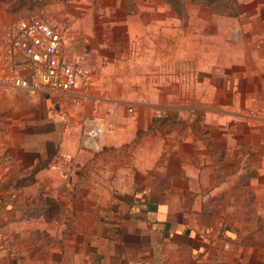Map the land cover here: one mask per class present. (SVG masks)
I'll use <instances>...</instances> for the list:
<instances>
[{"label":"crops","instance_id":"obj_1","mask_svg":"<svg viewBox=\"0 0 264 264\" xmlns=\"http://www.w3.org/2000/svg\"><path fill=\"white\" fill-rule=\"evenodd\" d=\"M163 3L160 0L159 7L146 9L149 17L144 21L145 48L149 50L145 62L144 120L135 113L136 119L125 126L127 113L117 108L112 118L117 130L101 140V146L110 150L134 142L129 153L132 164H118L119 152L100 154L92 165L86 159L89 179L80 185L81 196L76 203L68 190L70 186L57 185L58 176L53 175V183L48 187L53 193L50 203L56 207L62 201L57 208L65 210L64 215L52 211L30 222L23 220L24 230L18 233V239L25 242L31 231H37L41 234L40 244L34 242L27 247L24 243L11 252L2 250L7 260L0 264H264L263 251L252 254L243 244H232L233 240L243 239L242 233L240 237L237 228L231 227L238 224L237 218L232 213L217 215V203L213 201L210 218V213L202 211L206 204L199 199L200 194L212 192L213 199L229 189L212 180V146L219 148L213 137L217 130L224 132L221 148L226 165L239 164L240 176H247L249 170L254 172L252 191L264 190V52H249L240 60V72L232 74L231 79L225 77L219 88L230 93L235 103L238 100L237 106L254 110V119L232 115L234 104L218 103L216 98L221 93L209 75V98L214 100L208 108V119L198 129L192 124L183 129L177 127L182 124L179 122L172 127L168 120L153 121V111L164 112L166 117L176 113L181 116L180 107L167 98L173 102L172 98L178 95L174 86L184 87V59L164 55L166 30L176 22V15L170 8L160 7ZM259 13L264 16V10ZM180 37L184 41L183 31ZM254 44L264 48L262 42ZM211 63L209 57L208 64ZM138 134L142 136L139 139ZM249 185L246 181L242 189L248 191ZM13 193L11 187L0 191L3 215L9 216L15 209L20 216L21 205L26 206V202L11 199ZM73 206L77 210L75 220ZM68 209L69 226L64 218ZM233 257L237 259L233 261Z\"/></svg>","mask_w":264,"mask_h":264},{"label":"rangeland","instance_id":"obj_2","mask_svg":"<svg viewBox=\"0 0 264 264\" xmlns=\"http://www.w3.org/2000/svg\"><path fill=\"white\" fill-rule=\"evenodd\" d=\"M158 1L0 0V16L7 21L36 16L59 32L64 55L81 57L92 72L94 90L107 96L108 102L102 104L98 112L112 106V113L106 115V126L108 134H114L117 129L112 118L116 116L117 108L127 113L125 126L136 119L133 118L135 113L143 120L146 115L145 62L149 50L145 48L144 21L149 17L146 9L159 7ZM237 1L240 14L235 17L217 15L209 7L197 4H187L178 14L173 12L177 24L174 22L167 27L168 36L163 51L167 58L184 59V87L174 86L173 91L178 95L172 98L173 102L167 98L180 107L181 116L176 113L166 117L164 112L153 111V121L168 120L172 127L179 122L182 124L177 127L183 126V129L192 124L198 129L200 123L208 119V108L214 100V97L209 98V75L213 85L219 89L225 77L226 80L228 77L231 79L232 74L240 72V60L249 52H264V48L254 44H264V16L259 13L264 10V1ZM160 7L169 8L164 3ZM181 31L184 32V41H181ZM209 32L212 36L210 41ZM135 39L138 40L137 47ZM209 57H212L210 65ZM219 94L216 98L218 103L236 105L232 115H239L240 109L244 108L237 106L240 102L237 100L235 103L225 89H219ZM130 107L133 110L131 113L127 111ZM62 112H67V119H61ZM91 112L89 107L76 108L69 99L51 93L27 96L0 91V176L4 174L0 177V191L11 187L14 190L11 199L26 202L27 206L21 205L20 216L15 209L9 216L3 215L0 209V263L7 260V254H1L2 250L11 252L24 243L27 247H32L34 242L40 244L41 234L37 231H31L25 242L18 239V233L24 230L23 220L30 222L52 211L64 215L65 210L57 208L62 201L57 202L56 207L55 203H50L53 193L48 187L53 183V175L58 176L57 185L70 186L68 190L73 203H76L81 196L80 185L89 179L86 159L89 158L92 165L100 154L119 152L118 164H132L129 153L134 148V142L110 150L101 146V139L95 151L82 148L80 123ZM140 137L141 134H138V139ZM213 137L219 148L212 146V180L226 184L229 189L217 193L213 199L212 192L200 194V201L207 206L204 208L202 205V211L210 213L208 217L212 218V201L217 203L214 210L217 215L232 213L238 220V224L231 227L237 228L243 239L233 240L232 244H243L252 254L264 252V190L258 193L252 191V181L256 179L254 172L249 170L247 176H240L237 173L239 164L232 162L231 167L226 165L221 148L224 132L214 131ZM60 154L70 156V162L58 160ZM36 175L39 177L35 178ZM246 181L250 184L248 191L242 189ZM24 186L27 189H23ZM197 197L192 198L196 200ZM32 202L38 203V206L33 207ZM225 203H230V206H225ZM74 207L73 220L77 211ZM69 212L68 209L64 217L67 226ZM28 227L32 228V225ZM243 252L246 253L245 249Z\"/></svg>","mask_w":264,"mask_h":264},{"label":"built area","instance_id":"obj_3","mask_svg":"<svg viewBox=\"0 0 264 264\" xmlns=\"http://www.w3.org/2000/svg\"><path fill=\"white\" fill-rule=\"evenodd\" d=\"M0 91L27 96L51 93L69 99L76 108H91L92 112L80 123L81 144L86 150H97L100 140L109 132L106 115L113 108L98 112L108 98L94 90L91 70L81 57H66L59 32L36 16L18 21L0 16ZM127 111L133 110L130 107ZM60 115L62 120L68 117L67 112ZM239 115L252 120L256 112L242 108ZM58 160L70 162L71 158L60 154Z\"/></svg>","mask_w":264,"mask_h":264},{"label":"trees","instance_id":"obj_4","mask_svg":"<svg viewBox=\"0 0 264 264\" xmlns=\"http://www.w3.org/2000/svg\"><path fill=\"white\" fill-rule=\"evenodd\" d=\"M170 10L178 14L187 4L209 7L217 15L235 17L239 15L237 0H162Z\"/></svg>","mask_w":264,"mask_h":264}]
</instances>
